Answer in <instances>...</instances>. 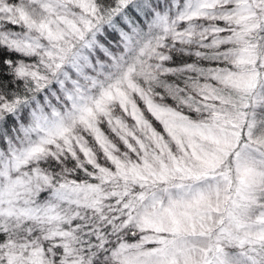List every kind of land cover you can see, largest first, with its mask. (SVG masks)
Returning a JSON list of instances; mask_svg holds the SVG:
<instances>
[{
	"label": "snow or ice",
	"instance_id": "obj_1",
	"mask_svg": "<svg viewBox=\"0 0 264 264\" xmlns=\"http://www.w3.org/2000/svg\"><path fill=\"white\" fill-rule=\"evenodd\" d=\"M0 264H264V0H0Z\"/></svg>",
	"mask_w": 264,
	"mask_h": 264
}]
</instances>
